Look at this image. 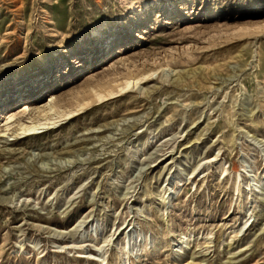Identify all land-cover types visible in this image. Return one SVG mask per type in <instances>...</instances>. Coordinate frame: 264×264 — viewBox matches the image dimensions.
Segmentation results:
<instances>
[{"label": "rangeland", "instance_id": "obj_1", "mask_svg": "<svg viewBox=\"0 0 264 264\" xmlns=\"http://www.w3.org/2000/svg\"><path fill=\"white\" fill-rule=\"evenodd\" d=\"M145 75L0 133V264H264V0H0V126Z\"/></svg>", "mask_w": 264, "mask_h": 264}, {"label": "bare ground", "instance_id": "obj_2", "mask_svg": "<svg viewBox=\"0 0 264 264\" xmlns=\"http://www.w3.org/2000/svg\"><path fill=\"white\" fill-rule=\"evenodd\" d=\"M147 76H125L123 80L119 77H111L102 83L93 85L89 91L77 94L74 97L75 99L67 101L63 108H57L55 101L44 104H38L37 102L38 105L35 102H26L18 110L12 109L6 114L4 120L1 122L0 133L8 131L9 135H15L16 139H19L46 131L55 127L64 119L74 117L92 106L111 100L130 87L132 89L137 88L139 81L146 79ZM119 79H121V82H118L120 81ZM53 99H56V95L54 94L51 95L49 102ZM34 110L37 115L29 117V121L25 120Z\"/></svg>", "mask_w": 264, "mask_h": 264}]
</instances>
